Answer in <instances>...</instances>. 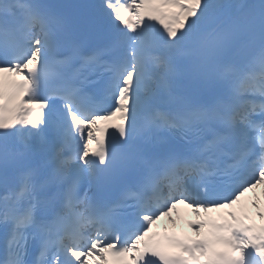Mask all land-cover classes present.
Returning <instances> with one entry per match:
<instances>
[{
  "label": "snow or ice",
  "instance_id": "6c2138e0",
  "mask_svg": "<svg viewBox=\"0 0 264 264\" xmlns=\"http://www.w3.org/2000/svg\"><path fill=\"white\" fill-rule=\"evenodd\" d=\"M258 188L264 0H0V264H264Z\"/></svg>",
  "mask_w": 264,
  "mask_h": 264
},
{
  "label": "bare ground",
  "instance_id": "6f19581e",
  "mask_svg": "<svg viewBox=\"0 0 264 264\" xmlns=\"http://www.w3.org/2000/svg\"><path fill=\"white\" fill-rule=\"evenodd\" d=\"M258 197H260V193H259V195H258ZM259 211H264V197H260V200H259V207H258V209H257V211L255 212V215L252 213V211H251V218H253V217H258V219H260L259 218V216L257 215V213L259 212ZM249 214H250V210H249ZM261 220V219H260ZM262 221V220H261Z\"/></svg>",
  "mask_w": 264,
  "mask_h": 264
}]
</instances>
